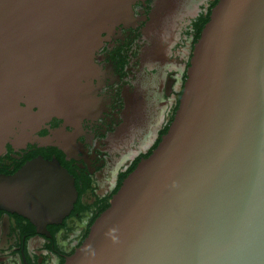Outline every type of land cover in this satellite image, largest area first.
<instances>
[{"label":"water","instance_id":"water-1","mask_svg":"<svg viewBox=\"0 0 264 264\" xmlns=\"http://www.w3.org/2000/svg\"><path fill=\"white\" fill-rule=\"evenodd\" d=\"M128 3L0 0V10L49 17V74L65 72L76 51L84 81L96 39L125 17ZM27 43L19 35L12 72L0 65V143L29 124ZM84 90L83 83V106ZM77 194L58 161L0 174V202L12 204L0 207L32 220L59 222ZM64 264H264V0L218 1L167 133Z\"/></svg>","mask_w":264,"mask_h":264},{"label":"flooded vegetation","instance_id":"flooded-vegetation-1","mask_svg":"<svg viewBox=\"0 0 264 264\" xmlns=\"http://www.w3.org/2000/svg\"><path fill=\"white\" fill-rule=\"evenodd\" d=\"M218 1L129 0L125 17L96 39L84 81L76 51L64 59L65 72L49 74V17L29 12L19 19L0 10V65L12 72L19 35L29 41L22 85L32 105L27 130L16 126L0 143V174L58 161L78 192L59 222L0 207V264H64L81 246L124 179L171 126L195 45Z\"/></svg>","mask_w":264,"mask_h":264},{"label":"trees","instance_id":"trees-1","mask_svg":"<svg viewBox=\"0 0 264 264\" xmlns=\"http://www.w3.org/2000/svg\"><path fill=\"white\" fill-rule=\"evenodd\" d=\"M135 167H136V166H135ZM135 167H134V168H135ZM134 168H133V170H134ZM133 170H132V171H133ZM132 171H131V172H132ZM127 176H128V175H127ZM109 206H110V204H108L107 207H106L105 209H107ZM103 211H104V210H103Z\"/></svg>","mask_w":264,"mask_h":264}]
</instances>
